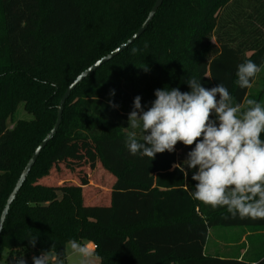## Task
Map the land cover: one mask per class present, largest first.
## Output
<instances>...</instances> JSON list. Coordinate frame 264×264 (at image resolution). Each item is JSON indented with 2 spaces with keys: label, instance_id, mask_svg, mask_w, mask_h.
I'll list each match as a JSON object with an SVG mask.
<instances>
[{
  "label": "trees",
  "instance_id": "16d2710c",
  "mask_svg": "<svg viewBox=\"0 0 264 264\" xmlns=\"http://www.w3.org/2000/svg\"><path fill=\"white\" fill-rule=\"evenodd\" d=\"M156 1L0 0V218L53 129L66 90L133 37ZM246 59L264 65V0H165L140 38L72 92L57 134L11 205L0 260L4 251L28 258L52 247L66 261L75 240L92 243L100 264H264V246L254 252L249 246L239 261L242 237L264 235V219L233 217L192 198L195 170L186 168V177L179 168L191 147L178 142L173 153L150 160L131 155L125 144L134 98L147 110L156 89L190 91L189 78L206 88L223 83L233 104H264V67L250 88L236 83ZM82 149L113 178L106 203L88 204L83 185L45 183L61 163L81 159ZM217 227L244 228L227 244L237 252L206 253Z\"/></svg>",
  "mask_w": 264,
  "mask_h": 264
},
{
  "label": "clouds",
  "instance_id": "9594fccd",
  "mask_svg": "<svg viewBox=\"0 0 264 264\" xmlns=\"http://www.w3.org/2000/svg\"><path fill=\"white\" fill-rule=\"evenodd\" d=\"M135 51V49H133ZM264 65L246 59L237 66L236 83L250 88ZM148 71L147 66L144 67ZM186 83L190 91L162 88L154 91L155 99L145 110L141 97L133 100L128 114L125 144L133 156L154 160L157 154L173 153L182 143L191 147L179 168L195 170L193 199L213 208H226L233 217L264 219V104L247 99L246 106L233 104L228 88L219 83L206 88L196 78ZM110 96L115 90H110ZM113 108L119 105L109 101ZM136 130L142 134L137 139ZM177 167V165H174ZM2 227V224H0ZM37 237L29 240L35 247ZM81 264H91L95 253L85 243L70 241ZM33 264H64L52 247L32 257ZM14 264H27L23 256Z\"/></svg>",
  "mask_w": 264,
  "mask_h": 264
},
{
  "label": "rangeland",
  "instance_id": "374dc122",
  "mask_svg": "<svg viewBox=\"0 0 264 264\" xmlns=\"http://www.w3.org/2000/svg\"><path fill=\"white\" fill-rule=\"evenodd\" d=\"M261 75H264V71ZM260 80L264 83L262 78ZM260 86V84H257L255 89H258ZM18 117L22 118L26 117V115L20 111V113H18ZM10 127L12 128L13 126L10 125ZM83 152V149L78 151V154L82 156L81 159L61 163L59 169L53 170L51 176L45 181V183L54 185L75 183L83 185L88 204L97 205L106 203L110 194L113 178L100 166V163L94 153L88 154ZM244 232V228H213L209 234L206 253L213 255L218 252L224 256L227 254H234L237 252V247L235 248L234 246H229L227 244L242 237ZM81 243L87 244L93 251L94 247L92 243L87 241H83ZM245 243L246 246L251 247V252H254L256 249L264 246V235L256 234L252 237H248ZM67 251L68 258L64 261V264H81V257L73 253L70 244L67 246ZM1 257L0 263L10 264L13 262L16 255L12 252L4 251ZM32 257L33 255L28 258L24 257L27 264L33 263ZM91 264H100L99 258L94 255L91 260Z\"/></svg>",
  "mask_w": 264,
  "mask_h": 264
},
{
  "label": "water",
  "instance_id": "95a60500",
  "mask_svg": "<svg viewBox=\"0 0 264 264\" xmlns=\"http://www.w3.org/2000/svg\"><path fill=\"white\" fill-rule=\"evenodd\" d=\"M165 0H157L150 11L146 21L141 26V28L136 32V34L131 37L126 43L122 44L119 48H117L114 52L110 53L108 56L102 58L98 62H96L94 65L89 67L86 71H84L78 78L69 86V88L64 93L60 104L58 106V115H57V121L53 127V129L48 133V135L44 138V140L41 142V144L38 146V148L33 153L31 159L29 160L27 166L25 167L24 171L22 172L19 180L17 181L13 191L11 192L10 196L8 197V200L6 202V205L4 207V210L2 212L1 218H0V224H2V227H0V239L3 232L4 223L6 221V218L8 216V213L10 211L11 205L15 201L19 191L22 189L23 185L26 182V179L31 172L32 168L34 167L37 159L41 155L42 151L46 148L48 143L53 140L54 136L57 134L58 129L62 122V116L64 111V105L66 104L67 100L71 96L72 92L89 76H91L93 73H95L100 67H102L104 64L108 63L112 59H114L116 56L121 54L126 48H128L131 44H133L138 38H140L146 29L149 27L150 23L154 19L156 13L158 12L159 8L162 6L163 2Z\"/></svg>",
  "mask_w": 264,
  "mask_h": 264
},
{
  "label": "crops",
  "instance_id": "0c3cea01",
  "mask_svg": "<svg viewBox=\"0 0 264 264\" xmlns=\"http://www.w3.org/2000/svg\"><path fill=\"white\" fill-rule=\"evenodd\" d=\"M246 241V236H243L242 239H241V242L240 244L241 245H244ZM235 244H233L232 246H234ZM231 246V245H230ZM94 247V246H93ZM235 247V246H234ZM249 246H246V249H242L241 252H240V257H239V261H241L243 258H244V254L246 253V251L248 250ZM93 252H94V248H93ZM14 261V260H13Z\"/></svg>",
  "mask_w": 264,
  "mask_h": 264
},
{
  "label": "built area",
  "instance_id": "2783aa9c",
  "mask_svg": "<svg viewBox=\"0 0 264 264\" xmlns=\"http://www.w3.org/2000/svg\"><path fill=\"white\" fill-rule=\"evenodd\" d=\"M94 249H95V247H94Z\"/></svg>",
  "mask_w": 264,
  "mask_h": 264
}]
</instances>
